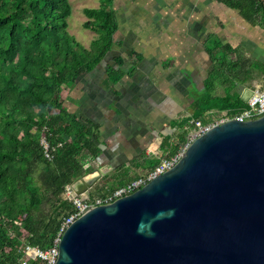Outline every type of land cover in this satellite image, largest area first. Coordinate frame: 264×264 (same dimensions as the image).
<instances>
[{
  "label": "crops",
  "instance_id": "0c3cea01",
  "mask_svg": "<svg viewBox=\"0 0 264 264\" xmlns=\"http://www.w3.org/2000/svg\"><path fill=\"white\" fill-rule=\"evenodd\" d=\"M88 1L83 8L101 4ZM109 7L117 22L111 49L63 94L70 112L99 127L90 172L143 175L173 153L190 119L219 115L225 96L264 88V25L240 10L218 0H110ZM110 68L124 75L112 77Z\"/></svg>",
  "mask_w": 264,
  "mask_h": 264
},
{
  "label": "trees",
  "instance_id": "16d2710c",
  "mask_svg": "<svg viewBox=\"0 0 264 264\" xmlns=\"http://www.w3.org/2000/svg\"><path fill=\"white\" fill-rule=\"evenodd\" d=\"M218 1L264 25V0ZM109 2L84 8L83 25L97 34L86 47L68 30L70 0H0V264H21V245L51 246L64 218L77 210L64 198L65 186L90 172L85 164L100 154V134L96 123L65 107L63 91L111 49L117 22ZM108 72L124 75L115 68ZM222 100L220 108L232 113L247 105L239 97ZM43 133H51L52 158L45 155ZM187 134L181 132L179 143ZM134 178L129 171L107 173L95 189L105 197Z\"/></svg>",
  "mask_w": 264,
  "mask_h": 264
},
{
  "label": "water",
  "instance_id": "95a60500",
  "mask_svg": "<svg viewBox=\"0 0 264 264\" xmlns=\"http://www.w3.org/2000/svg\"><path fill=\"white\" fill-rule=\"evenodd\" d=\"M104 175L71 184L90 196ZM59 249L56 264H264V115L214 126L172 169L78 217Z\"/></svg>",
  "mask_w": 264,
  "mask_h": 264
},
{
  "label": "built area",
  "instance_id": "2783aa9c",
  "mask_svg": "<svg viewBox=\"0 0 264 264\" xmlns=\"http://www.w3.org/2000/svg\"><path fill=\"white\" fill-rule=\"evenodd\" d=\"M209 114L212 113L209 112ZM263 115L264 88H258L254 90V93L249 97L247 105L236 113H232L230 110L225 109L219 115H211V117L207 120L190 119L185 126V129L188 131L187 139L179 146L178 150L175 153L162 157L161 160L145 174L140 175L139 177L130 180L125 185L118 187L108 196L103 197L96 195L92 197L91 195L87 196L86 194L78 195L72 184H67L65 186L63 196L64 198L71 201L75 205L77 210L64 218L61 228L54 238L53 244L51 246L42 248L39 245L30 243L21 245V264H56L60 254L59 244L62 238V234L72 222H74L78 217L82 216L90 208L101 204L111 203L117 198L126 196L139 189L140 187L146 185L149 181L153 180L159 175L169 171L180 160L190 144L196 138L202 136L214 126L227 122L231 119L249 121L260 118ZM50 134L43 133L40 138L41 143L44 146L45 155L48 158H52L51 149H55V147L51 145L48 138ZM72 138L73 136H71V139ZM71 139L68 138V140ZM61 144L62 143H59V145Z\"/></svg>",
  "mask_w": 264,
  "mask_h": 264
},
{
  "label": "rangeland",
  "instance_id": "374dc122",
  "mask_svg": "<svg viewBox=\"0 0 264 264\" xmlns=\"http://www.w3.org/2000/svg\"><path fill=\"white\" fill-rule=\"evenodd\" d=\"M70 3L72 5V14L68 19V23H69L68 30L80 43H83V41H85V39L88 40L91 37V35L96 36V32L94 30L89 29L87 31V29L83 25L85 20L88 19V18L85 19L84 17L86 14L83 11L84 9L83 5L89 7V5L91 4H87L89 3L88 0H70ZM89 33L91 35H89ZM30 129L32 130L33 127H30ZM71 133L73 134V131H71ZM71 136L72 135L70 134L68 138L71 139ZM95 187L91 189L92 196L98 195V191L95 189Z\"/></svg>",
  "mask_w": 264,
  "mask_h": 264
}]
</instances>
